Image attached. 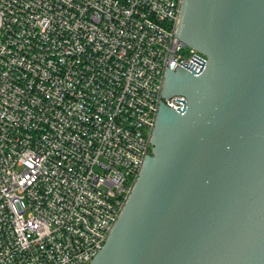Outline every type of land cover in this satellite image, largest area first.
I'll list each match as a JSON object with an SVG mask.
<instances>
[{"label": "built area", "instance_id": "obj_1", "mask_svg": "<svg viewBox=\"0 0 264 264\" xmlns=\"http://www.w3.org/2000/svg\"><path fill=\"white\" fill-rule=\"evenodd\" d=\"M184 0H0V264H90L152 154Z\"/></svg>", "mask_w": 264, "mask_h": 264}, {"label": "water", "instance_id": "obj_2", "mask_svg": "<svg viewBox=\"0 0 264 264\" xmlns=\"http://www.w3.org/2000/svg\"><path fill=\"white\" fill-rule=\"evenodd\" d=\"M147 156L90 264H264V0H184Z\"/></svg>", "mask_w": 264, "mask_h": 264}]
</instances>
